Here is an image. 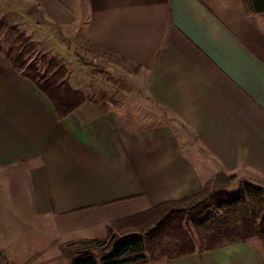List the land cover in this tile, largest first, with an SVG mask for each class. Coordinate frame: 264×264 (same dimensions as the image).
I'll use <instances>...</instances> for the list:
<instances>
[{
	"label": "crops",
	"instance_id": "crops-1",
	"mask_svg": "<svg viewBox=\"0 0 264 264\" xmlns=\"http://www.w3.org/2000/svg\"><path fill=\"white\" fill-rule=\"evenodd\" d=\"M4 19L44 46L54 37L88 97L59 119L0 52L4 264H73L113 221L210 182L264 184V13L241 0H0ZM101 73L128 86L116 106L89 98L117 91ZM150 264H264V243Z\"/></svg>",
	"mask_w": 264,
	"mask_h": 264
},
{
	"label": "trees",
	"instance_id": "trees-1",
	"mask_svg": "<svg viewBox=\"0 0 264 264\" xmlns=\"http://www.w3.org/2000/svg\"><path fill=\"white\" fill-rule=\"evenodd\" d=\"M251 14L264 13V0H241ZM8 32L15 37L17 52L5 53L15 70L28 78L51 101L59 119L73 114L88 97L75 90L68 81V69L57 59L42 56V68L28 64L27 58L37 52V46L18 28L10 27ZM27 57V58H26ZM80 65L86 66L79 61ZM232 193L214 191L212 183L206 184L197 195L162 205L108 225V237L85 241V251L78 253L73 264H150L161 259H179L195 253L204 254L219 247L244 243L248 239H264V232L256 230L254 218L241 222L246 228L230 229L227 222L210 229L204 225L205 238L198 247L192 236L184 230V224L200 218V212L212 207L223 208L233 202ZM205 224V223H204ZM96 248V252L92 251ZM159 252L156 255L155 252ZM150 259H148V256Z\"/></svg>",
	"mask_w": 264,
	"mask_h": 264
},
{
	"label": "rangeland",
	"instance_id": "rangeland-1",
	"mask_svg": "<svg viewBox=\"0 0 264 264\" xmlns=\"http://www.w3.org/2000/svg\"><path fill=\"white\" fill-rule=\"evenodd\" d=\"M10 27L18 28V26L11 25L10 22H5V19L0 20V52H3L4 55L8 52L18 51V45L16 44L15 37L8 32V29ZM52 38L55 39L54 37ZM30 40L34 42L32 39ZM52 40L50 42L47 41L45 43V46L39 42H34L37 46V52L29 56L28 58L26 57L28 60V64H35L38 65V67L42 68V63L40 61L42 56H46L47 58H55V56L52 54V48L54 47V42ZM102 73L100 74V81L105 82V80L108 79L114 80L115 84L118 83L116 85L117 91L108 92L106 90H103L96 93V95H94L93 97L89 98L95 101L111 104L113 103L114 106H116L119 104L121 99L120 93L118 91L128 88V86L124 84V80L120 79L119 76L114 78L110 75L103 76ZM120 82L122 84H120ZM131 97L134 98V96ZM232 189V192L228 191L229 193L233 194V197L230 198L233 199V202L230 205L224 204L223 208L218 209L216 207H212L209 210L201 211L200 218H197V220H195L194 222L189 221L184 224V230L192 236L198 247L201 244L200 239L205 238L204 230H202V227L204 225H207L210 229H212L218 227L219 223L227 222L229 223L227 225L231 227L230 229H240L243 233H245L246 228H244V224H242L241 221L243 219L249 220L254 218L257 224L256 230L264 232V184L252 180L239 179L238 181H235L233 183ZM254 239H257L260 242L264 243V239L262 240L259 237H252L248 240ZM92 251L97 253L96 248H92ZM155 254L159 255V252L157 251L155 252ZM148 259H150V256H148Z\"/></svg>",
	"mask_w": 264,
	"mask_h": 264
},
{
	"label": "built area",
	"instance_id": "built-area-1",
	"mask_svg": "<svg viewBox=\"0 0 264 264\" xmlns=\"http://www.w3.org/2000/svg\"><path fill=\"white\" fill-rule=\"evenodd\" d=\"M0 264H4V258L1 252H0Z\"/></svg>",
	"mask_w": 264,
	"mask_h": 264
}]
</instances>
